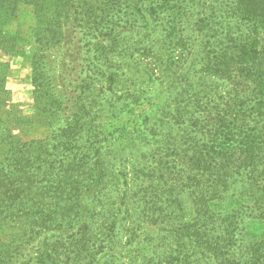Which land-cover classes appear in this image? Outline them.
Instances as JSON below:
<instances>
[{"label":"rangeland","instance_id":"374dc122","mask_svg":"<svg viewBox=\"0 0 264 264\" xmlns=\"http://www.w3.org/2000/svg\"><path fill=\"white\" fill-rule=\"evenodd\" d=\"M70 3L68 22L58 24L64 36L46 42L41 32L42 61L61 108L59 120L66 106L72 113L81 106L82 121L100 124L107 135L101 150L106 169L96 189L73 191V183L62 182L53 199L59 225L19 248L10 244L9 258L36 264L46 246L60 240L56 264H250L248 248L258 234L264 236V180L259 190L246 174L228 178L209 209V224L197 234L202 216L177 189L179 159L167 154L172 146L186 149L189 138L202 139L206 126L200 125L214 122L215 108L230 100L234 86L209 66L246 41L264 48L261 26L238 17L235 0ZM37 25L33 7L22 4L7 29L29 36ZM56 30L57 24L49 27L50 33ZM7 60L0 52V62ZM111 74L117 76L113 83ZM5 86L11 102L31 116L29 63L12 59ZM13 131L22 139L44 138L49 125L36 117ZM173 184L172 193L163 191ZM231 220L232 226L221 223ZM13 233L0 229V241ZM229 234L234 239L228 258H216L221 256L198 244L207 241L210 249Z\"/></svg>","mask_w":264,"mask_h":264},{"label":"trees","instance_id":"16d2710c","mask_svg":"<svg viewBox=\"0 0 264 264\" xmlns=\"http://www.w3.org/2000/svg\"><path fill=\"white\" fill-rule=\"evenodd\" d=\"M22 4L33 7L38 24L29 36L7 29L17 19ZM234 6L233 12L238 17L257 22L264 32V0H235ZM70 7V0H0V52L8 57L7 61L0 62V229L14 231L13 238L9 236V240H14L0 241V264H34L29 261L18 263L15 258H9L11 245L16 244L15 248H19V243H28L59 225L53 199L62 182L73 183V191H80L84 186L89 190L96 189L105 173L101 150L107 135L100 129V124L82 121L78 113L81 109L85 113V110L81 106L73 113L68 112L66 106L67 110L59 120L61 108L58 98L51 93V79L42 61L45 58L41 50L42 33L48 35L46 42L63 37L65 31L60 30L58 24L68 22ZM52 24H57L59 30L50 33ZM220 57L209 70L232 82L230 100L223 107L215 108L214 122L200 125L206 126L205 129L200 127L204 135L201 140L189 138L186 149L172 146L168 149L171 153L167 154H175L179 159L181 176L176 183L177 189L202 216L200 225L203 228L202 231L198 228L197 234L209 224L206 219L209 209L217 204L228 178L246 174L250 185L256 189L264 180V48L258 47L255 41H246ZM14 58L31 66L34 94L31 116H25L23 110L11 102L10 91L5 86ZM108 78L109 83L117 80L114 74ZM36 117L48 123V136L22 139L13 131L14 127L31 125ZM55 180L59 182L55 183ZM173 187L175 184L163 191L170 194ZM260 197L264 199V194ZM221 223L226 227L234 224L233 220ZM178 239L182 240L180 236ZM233 239L230 234L225 239L220 237L210 249L205 246L207 241L198 244L212 255L221 256L216 258H228L230 256L224 255H229ZM225 241L227 245H223ZM49 244L36 264H56L54 253L62 241ZM247 257L251 259L250 264H261L264 236L261 238L258 234L248 248Z\"/></svg>","mask_w":264,"mask_h":264}]
</instances>
